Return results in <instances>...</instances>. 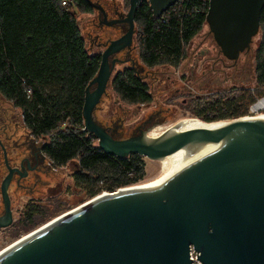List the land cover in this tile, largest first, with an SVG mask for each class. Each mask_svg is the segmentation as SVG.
<instances>
[{
    "label": "water",
    "instance_id": "95a60500",
    "mask_svg": "<svg viewBox=\"0 0 264 264\" xmlns=\"http://www.w3.org/2000/svg\"><path fill=\"white\" fill-rule=\"evenodd\" d=\"M88 1L103 25L128 28L102 52L87 87L85 130L109 154L161 158L164 166L143 184L103 192L107 196L95 200L98 194L60 215L1 254L0 264H193L192 251L202 264H264V119L242 117L230 126L182 117L152 142L145 133L115 138L94 117L121 61L115 55L132 48L143 1L161 16L178 0H130L128 13L112 19L102 4ZM263 7L264 0H210L206 22L228 59L236 62L251 48ZM2 147L9 174L1 185L0 228H6L14 222L9 185L18 169Z\"/></svg>",
    "mask_w": 264,
    "mask_h": 264
},
{
    "label": "trees",
    "instance_id": "16d2710c",
    "mask_svg": "<svg viewBox=\"0 0 264 264\" xmlns=\"http://www.w3.org/2000/svg\"><path fill=\"white\" fill-rule=\"evenodd\" d=\"M209 7L210 0H178L156 16L150 2L143 1L135 15L140 61L149 68L179 67L207 24ZM93 11L88 0H0V95L21 112L32 135L44 139L42 151L54 167L79 164L75 182L90 198L135 185L145 176L143 156L109 154L85 130L86 90L102 57L90 52L78 13ZM260 23L255 90L263 96L264 7ZM135 69L118 71L110 85L128 104L151 103L150 85ZM255 99L250 89L242 90L222 104L203 106L196 116L207 122L246 116ZM205 109L216 113L206 115ZM39 210L30 207L20 223L37 225Z\"/></svg>",
    "mask_w": 264,
    "mask_h": 264
},
{
    "label": "rangeland",
    "instance_id": "374dc122",
    "mask_svg": "<svg viewBox=\"0 0 264 264\" xmlns=\"http://www.w3.org/2000/svg\"><path fill=\"white\" fill-rule=\"evenodd\" d=\"M93 1L107 7L110 19L115 17L113 12L115 8L118 10V14L123 16L128 13L130 8L129 0ZM100 14V11L95 8L92 13H78L88 48L91 53L96 54L101 53L104 49L102 46L99 47L96 41L105 43L107 39H116L128 28V25L124 23L115 26L104 24L99 28ZM260 38L261 34L256 36L251 48L244 51L238 61L235 62L224 56L208 24H206L187 48L186 58L179 67L149 68L140 61L135 36L130 52L124 51L116 55V58L121 61L117 62L114 74L134 64L133 67L149 83L154 96L153 101L148 104H128L120 99L109 84L106 94L95 110L94 117L101 125L107 127L112 135L121 139L146 134V132H152L154 129L161 133L166 127L182 117L199 118L196 115L203 106L214 105L213 103L217 105L223 101L220 103L222 104L229 100L232 95L249 89L256 99L246 116L250 118L256 116L258 113L253 112L254 105L259 98L264 97L255 90L257 83L254 54ZM186 98L189 101L187 104L183 101ZM250 110L253 115H249ZM204 113L213 115L216 110L205 109ZM260 113L264 114V110H261ZM22 119L21 112L0 95V139L8 150L12 165L19 164L25 157H31L32 153L39 150V146L44 142L43 138H36L31 134ZM234 119L237 118L224 119L223 121ZM146 122L149 123L142 127V132L137 129ZM143 159L145 176L140 182L149 180L162 167L161 162L157 159L145 156ZM48 162L49 159L42 165L44 172H38L37 179L35 172L30 173L29 177L22 183V187L15 180L12 181L9 194L12 201L14 222L9 227L0 228V252L14 244L16 240L27 236L34 229L42 227L91 199L88 190L76 185L73 180L75 163L53 168L49 166ZM7 172L4 151L0 145V217L5 213L1 183ZM34 180L37 181L33 183ZM30 207L40 209L36 214L35 222L37 225L35 226L20 223L23 217H26V211ZM193 252L195 258L193 264H202L197 259V253Z\"/></svg>",
    "mask_w": 264,
    "mask_h": 264
},
{
    "label": "flooded vegetation",
    "instance_id": "af4514ba",
    "mask_svg": "<svg viewBox=\"0 0 264 264\" xmlns=\"http://www.w3.org/2000/svg\"><path fill=\"white\" fill-rule=\"evenodd\" d=\"M105 7V9H106V12L108 13V9H107V7L106 6H104ZM113 12H114V14H115V17H113V18H118V17H123V15H119L118 14V10L115 8L114 10H113ZM117 12V13H116ZM109 15V14H108ZM103 18V16L101 15L100 16V18H99V28H101L102 26H104L102 23H101V19ZM109 18H110V15H109ZM123 24V23H122ZM124 24H126V23H124ZM126 32V29L124 30V32H123V34ZM122 34V35H123ZM121 35V36H122ZM120 36V37H121ZM119 38V37H118ZM117 39V38H116ZM112 40H114V39H107V41H105V43L103 42V41H96V42H98L97 43V45H99V47H103L104 49H103V51L107 48V46H108V44H109V42L110 41H112ZM192 43V42H191ZM190 46V45H189ZM132 48H130V49H125V50H123L122 52H124V51H126V52H130V50H131ZM102 51V52H103ZM246 51V50H245ZM102 52L100 53V54H102ZM121 53V52H120ZM225 56V55H224ZM115 57H116V55H115ZM114 57V58H115ZM227 58V57H226ZM240 58V57H239ZM238 61V60H237ZM236 61V62H237ZM117 64V63H116ZM146 66V65H145ZM131 67H133V66H131ZM147 67V66H146ZM114 72H113V77H114ZM140 75H141V73H140ZM142 76V75H141ZM112 77V78H113ZM184 101V103L185 104H187L189 101H188V99L186 98V99H184L183 100ZM143 104H148V103H143ZM151 121V120H150ZM149 121V122H150ZM149 122H146V124H142V125H140L139 127H137V129L138 130H140L141 132L143 131L142 130V127L144 126V125H147V123H149ZM105 127V126H104ZM107 128V127H106ZM108 129V128H107ZM108 131L111 133V131L108 129ZM32 134V133H31ZM112 134V133H111ZM94 135V134H93ZM114 136V135H113ZM115 137V136H114ZM115 138H117V137H115ZM97 139V138H96ZM118 139H121V138H118ZM1 140V139H0ZM96 141H98V139L96 140ZM2 144H3V142H2ZM2 144L0 143V145L2 146ZM5 146V145H4ZM3 148V147H2ZM5 148H6V146H5ZM7 150V149H6ZM7 152H8V150H7ZM8 158H9V154H8ZM47 159H49L44 153H43V151H42V144L39 146V150H37V151H34L33 153H32V155H31V157L29 156V157H25V158H23L22 159V161L21 162H19V164H15V165H12L11 163H10V159H9V164H10V166H11V168H16V169H18L19 171H21V172H23L24 174H26L25 173V171L27 172V174L26 175H24V176H22V174L18 171V170H15L14 171V174H13V177H12V180H11V183H12V181H16L17 183H18V185H20L21 187L23 186V182L25 181V179H27L28 177H29V174L30 173H36L37 174V176H36V174H34V176H36V179H37V177L39 176V173L38 172H44V169L42 168V165L43 164H45V161L47 162ZM4 160H5V157H4ZM28 162H29V164H30V167L32 168H29V166H28ZM42 162V163H41ZM49 166H51V167H53L54 168V166H53V164H52V162H51V160L49 159ZM70 163H75V171H74V173L75 172H77V171H79V169H80V166H79V164L78 163H76L75 161H72V162H70ZM40 164H41V166H40ZM5 165H6V167H7V170H8V172H7V174H6V176L9 174V168H8V166H7V164L5 163ZM22 165H23V167H22ZM35 166V167H34ZM40 166V167H39ZM25 170V171H24ZM5 176V177H6ZM5 177H4V179H5ZM3 179V180H4ZM3 180H2V182H3ZM73 180H74V182H75V177H74V174H73ZM37 180H34L33 181V183H35ZM11 183H10V185H11ZM76 183V182H75ZM1 185H2V183H1ZM10 185H9V188H10Z\"/></svg>",
    "mask_w": 264,
    "mask_h": 264
},
{
    "label": "bare ground",
    "instance_id": "6f19581e",
    "mask_svg": "<svg viewBox=\"0 0 264 264\" xmlns=\"http://www.w3.org/2000/svg\"><path fill=\"white\" fill-rule=\"evenodd\" d=\"M261 106H262V104L257 105V106L255 107V111H258V112H259V111H260L259 109L261 108ZM257 109H258V110H257ZM242 117L250 118L249 116H242ZM242 117H239V118H237V119L230 120V121L219 120V121H212V122H207V121H205V120H202V119H199V118H196V117H188V118L195 119V120H196L197 122H199L201 125H209V124H212V123H219V122H220V123H223V124H227V125L232 126L233 124H235V123H236L240 118H242ZM255 118H258V119H264V114H263V113H260V114L258 113V115H256V116H252V117H251V119H255ZM172 125H173V124H171L170 126L166 127V129H164L161 133H158V132H157V129H154V131L149 132V133L146 132V134H145V136H144L145 141H146V142H152V141H154V140H156V139H158V138H161L162 136H166V135L170 132V130H171V128H172ZM157 128H158V127H157ZM162 129H163V128H162ZM218 144H221V143H218ZM221 145H224V146H231V145H229V144H221ZM157 160H159V161L161 162L162 167H163V166H164V161H163L161 158H159V159H157ZM146 181H147V180H146ZM146 181H143V182L137 183V184H135V185H132V187L124 188V189H122V190L130 189V188L136 187V186H138V185H140V184L145 183ZM118 192H119V191H118ZM99 195H100V196H98L95 200H98V199H100V198H102V197L107 196V193H102V194H99ZM88 203L90 204V202H88ZM72 212H75V211H72ZM68 214H71V212H70V213H67L66 215H63V216L60 217V218H63V217H65V216H67ZM56 220H59V218H57ZM53 222H55V221H53ZM53 222H51V223L48 224V225L43 226L42 228L34 229V230L31 232V234L25 236L24 238L22 237V238L16 240L14 244H12V245H10L8 248L2 250V251L0 252V255L3 254V253H5V252L8 251L9 249H11L12 247H14V246L17 245L18 243H20L21 241H23L24 239L28 238L29 236H31V235L37 233L38 231L44 229L45 227L51 225ZM36 230H37V231H36Z\"/></svg>",
    "mask_w": 264,
    "mask_h": 264
},
{
    "label": "built area",
    "instance_id": "2783aa9c",
    "mask_svg": "<svg viewBox=\"0 0 264 264\" xmlns=\"http://www.w3.org/2000/svg\"><path fill=\"white\" fill-rule=\"evenodd\" d=\"M259 104H262V106H261V108L259 109L260 111L261 110H264V97H261V98H259L258 99V102L254 105V111L253 112H255V113H259L258 111H255V107L257 106V105H259ZM252 110V109H251ZM250 110V114L249 115H253L252 114V111ZM258 110V109H257ZM191 257L195 260V258H194V252L192 251V253H191Z\"/></svg>",
    "mask_w": 264,
    "mask_h": 264
}]
</instances>
